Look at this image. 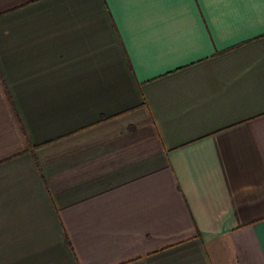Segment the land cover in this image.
I'll return each mask as SVG.
<instances>
[{
	"label": "crops",
	"instance_id": "0c3cea01",
	"mask_svg": "<svg viewBox=\"0 0 264 264\" xmlns=\"http://www.w3.org/2000/svg\"><path fill=\"white\" fill-rule=\"evenodd\" d=\"M0 264H264V0H0Z\"/></svg>",
	"mask_w": 264,
	"mask_h": 264
}]
</instances>
